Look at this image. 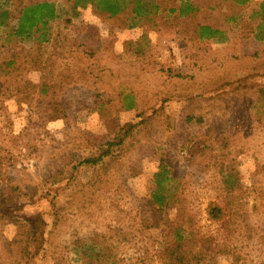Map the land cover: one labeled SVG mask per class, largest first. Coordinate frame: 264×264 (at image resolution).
<instances>
[{"label":"rangeland","instance_id":"374dc122","mask_svg":"<svg viewBox=\"0 0 264 264\" xmlns=\"http://www.w3.org/2000/svg\"><path fill=\"white\" fill-rule=\"evenodd\" d=\"M262 1L193 0L179 19L166 0L144 18L88 7L42 45L0 28V63L17 62L0 89V264H137L175 217L151 202L161 168L194 235L214 239L206 264H264Z\"/></svg>","mask_w":264,"mask_h":264},{"label":"trees","instance_id":"16d2710c","mask_svg":"<svg viewBox=\"0 0 264 264\" xmlns=\"http://www.w3.org/2000/svg\"><path fill=\"white\" fill-rule=\"evenodd\" d=\"M151 1L156 2L155 9L159 13L163 0H67L66 5H57L53 2L31 3L19 7L15 13L1 10L0 28L4 27L9 30L10 39L14 38L18 43L31 45L36 42L37 45H42L49 43L48 31L52 24L63 19H66V22L70 24L80 19L81 11L88 7H92L97 15L107 19L119 18L125 14L135 18H144L148 13ZM166 1L173 5L168 11L169 15H178L180 10L176 19L198 11L192 3L193 0ZM231 1L237 6L245 8L253 0ZM255 12L264 20V1L260 3ZM213 34L217 35V33ZM15 64H17L15 60L9 63H0V89L4 88L1 79L9 78L8 69ZM109 147L112 149L113 145H109ZM111 154V150L104 151L97 157L86 160L85 164L97 166L105 162L107 156ZM168 174L169 172L165 168H161L155 175L156 188L151 192V202L161 212L164 211L167 216H170L172 211V214H175L174 220L171 218L164 220L162 226L167 230V233L162 236L155 251L149 248L139 249L141 254L137 258V264H156V261L158 264H206L215 252L214 239L194 235L192 231L193 217L186 213L180 194L168 188L167 184L170 182ZM228 177L232 178L231 175ZM232 210L234 209H231L229 217L233 221L235 212ZM209 216L211 221L225 223L224 219L227 213L218 206H211ZM81 258L82 264H119L116 259L112 261L105 254H97L93 251H85Z\"/></svg>","mask_w":264,"mask_h":264}]
</instances>
